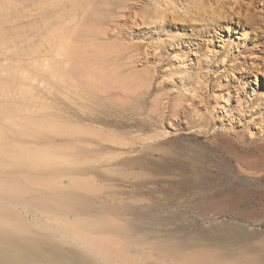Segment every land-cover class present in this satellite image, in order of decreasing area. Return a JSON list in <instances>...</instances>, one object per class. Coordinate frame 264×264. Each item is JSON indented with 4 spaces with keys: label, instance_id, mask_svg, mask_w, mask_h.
Returning <instances> with one entry per match:
<instances>
[{
    "label": "rangeland",
    "instance_id": "374dc122",
    "mask_svg": "<svg viewBox=\"0 0 264 264\" xmlns=\"http://www.w3.org/2000/svg\"><path fill=\"white\" fill-rule=\"evenodd\" d=\"M7 2L21 13L10 25H0L8 35L0 47V97H9L0 104L41 116L60 109L76 126V108L53 101L44 75L31 67L41 63L44 52L42 0H0ZM112 2L121 5L117 37L102 35V43L107 51L127 48L134 55L130 71L120 78L129 98L97 109L89 125L136 139L141 153L127 155L134 167L112 174L133 186H122L125 198L114 201L110 211H120L122 219L147 233L174 230L176 236L209 241L231 236L222 251L264 255L259 239L264 238V171L248 168L264 164V0ZM90 9L82 29L104 33V9L97 3ZM34 50L36 55L28 54ZM67 69L63 80L74 91L79 75L73 64ZM136 94L141 117L129 111ZM3 123L28 133L17 139L20 144L46 146L13 115Z\"/></svg>",
    "mask_w": 264,
    "mask_h": 264
},
{
    "label": "bare ground",
    "instance_id": "6f19581e",
    "mask_svg": "<svg viewBox=\"0 0 264 264\" xmlns=\"http://www.w3.org/2000/svg\"><path fill=\"white\" fill-rule=\"evenodd\" d=\"M42 2L44 52L41 63L31 67L44 75L45 89L53 101L76 108L77 125L71 126L60 109L41 116L0 104V264H150L151 260L154 264H264V255L254 250L222 251L226 249L223 243L232 242L231 236L209 241L176 236L174 230L151 234L122 219L120 211H110L114 201L120 204L125 198L127 186H133L112 174L132 168L136 161L127 155L141 153L136 139L90 127L97 109L114 107L119 98H129L120 78L130 71L134 55L127 48L107 51L106 42L102 43V35L117 37L121 5L112 0ZM94 3L104 9V33L81 27ZM20 13L18 5L0 3V25H10ZM4 35L0 31V47L8 43ZM71 64L79 75L74 91L63 80ZM133 99L136 104L133 101L129 111L141 117V98L136 94ZM12 115L46 146L20 144L17 139L28 133L3 123ZM248 168L261 172L264 164L259 169L252 164ZM122 186L127 187L125 191ZM146 250L158 256L152 259Z\"/></svg>",
    "mask_w": 264,
    "mask_h": 264
}]
</instances>
